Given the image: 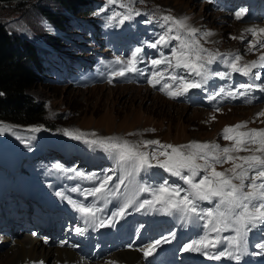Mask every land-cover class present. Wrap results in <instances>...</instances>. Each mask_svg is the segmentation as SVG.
I'll use <instances>...</instances> for the list:
<instances>
[{
	"label": "rangeland",
	"instance_id": "rangeland-1",
	"mask_svg": "<svg viewBox=\"0 0 264 264\" xmlns=\"http://www.w3.org/2000/svg\"><path fill=\"white\" fill-rule=\"evenodd\" d=\"M88 3V0H76L74 3L72 1L71 6L70 3L61 5L52 0H16L11 3H2L0 6V21L6 30L13 35L29 39L46 56L42 73L44 80L38 81L29 92L37 100L45 103V121L47 122L17 124L0 119V124L24 130L40 127L41 130L34 133L42 140L58 136L59 140L70 144L66 150L47 147L43 144L41 153L37 155L30 153L29 157L22 154L23 148L17 149L16 157L26 163H37L43 159L51 160L47 166L38 165V171L40 170L38 175L41 179L48 172L49 175H53L66 168H69V173L75 172L78 175L84 173V177H87V172H80V167L75 168V166L80 165L79 163L83 161L82 155L96 157L99 153H101V157L96 163L88 164L87 160L84 161L89 165L85 166L87 169H94L98 172L95 173L92 187L106 175L113 177L111 183H118L119 179L124 177V170L105 152L90 147L82 140L66 136L65 129L83 133L95 132L101 137L119 136L133 142L159 140L163 144L179 146L195 141L220 144L221 147H226L231 142L222 138L225 127L247 122V129L264 128V116H258V113L264 111V99L254 105L233 101L221 93L214 99L220 105L216 108H207L194 105L195 102L192 103L187 97L182 102L165 97L169 95L163 86L158 91L148 86L146 81L152 79V72L163 74L162 85L171 81L169 75L172 72L184 75L191 80L190 74L184 69L167 68L169 70L165 71V65L155 67L151 64L152 59H160L161 56L171 58L172 49L177 46L175 43L178 41H172L171 45L167 47H158L150 60L147 58L142 61L139 68L145 73L141 79L133 80L131 78V74L136 72H128L124 76L112 75L114 70L121 67L113 63L117 58L129 59L130 51L133 48L142 47L145 44V39L149 37L154 42L157 35L163 31L157 19L152 17V13L159 15L171 12L178 18L189 17L188 23L192 27L200 29L201 32L213 33L208 37H198L205 48L213 53H216L215 50L220 51L221 54L238 53L243 57L242 64L250 63L254 60L251 57L262 52L261 50L249 51V41L255 38L245 30L249 29L251 25L260 26L263 23L237 20L234 16L231 17L229 14L217 10L211 0H117L113 7L109 6L108 0H95L93 4ZM121 3L125 5L124 8L120 7ZM128 6H131L140 15H133V18L127 21H136L137 24H141L137 29H131L134 26L132 25L128 35L119 36L110 30L109 26L118 27L122 24L110 20L109 17L114 11L127 13ZM87 10L89 13H82ZM47 12H53L54 15L57 12L61 13L66 22H62L64 25L61 27L58 26L47 17ZM149 19L152 22L146 23L145 21ZM234 36L237 39H232ZM242 36L243 40L240 39ZM50 37H55L54 40L58 42L59 46L53 44ZM45 67L48 68L45 69ZM209 67L213 73L221 72L220 68H214L212 64ZM263 69L261 68V70ZM228 71L231 72L224 63L223 72L228 73ZM239 77L243 78V75L239 74ZM218 78L220 77L212 75L207 81L212 84L210 89H212L213 95L220 89L216 88L217 82L214 83ZM138 80L140 81L137 82ZM218 83L231 86L222 79H219ZM131 96L136 97L137 100L130 101L129 97ZM213 116L215 119H212ZM130 133L137 135H129ZM6 135L11 137L9 131L0 133V143L3 142L2 139H5ZM11 138L15 141L19 139ZM20 145L23 146V143ZM80 146H84V148L79 150ZM248 154L250 153H239V155ZM56 161L61 165L59 169L56 167ZM72 165L74 167L71 168ZM4 167L5 163L0 156V169H4ZM229 167H231L230 164L218 165L217 170L223 171ZM139 175H142L145 180L153 182V184L148 182L149 185H156L162 182L165 176H168V179L174 180L175 184L186 187L183 183L182 185L178 184L174 176L158 167L150 169L147 173L140 172ZM83 179L87 180V178ZM131 185L132 188L136 186L134 182L126 180L125 184L121 186L123 197H128L129 192L133 191L130 188ZM74 187L81 186L74 184L72 188ZM18 205L19 203L13 202L14 208L10 209V215L17 211ZM137 212H143V217H149L153 213L148 209H141ZM20 239V241L26 240L24 237ZM15 246L17 247L18 244ZM15 246L13 247L16 248ZM44 246L47 250L61 248L59 246ZM13 247H1L0 254L3 257H10ZM122 252L139 254L136 251ZM51 257L52 261L49 264H57L58 262L54 263L53 260L58 261V256L53 254ZM41 261L43 262V260ZM43 264L45 263L43 262ZM144 264L147 263L144 262Z\"/></svg>",
	"mask_w": 264,
	"mask_h": 264
},
{
	"label": "snow or ice",
	"instance_id": "snow-or-ice-1",
	"mask_svg": "<svg viewBox=\"0 0 264 264\" xmlns=\"http://www.w3.org/2000/svg\"><path fill=\"white\" fill-rule=\"evenodd\" d=\"M108 3L115 4L117 0H108ZM120 7L124 8L125 5L121 3ZM247 11V8L241 7L234 13L235 19L241 20ZM133 15H140V13L128 6L127 13L114 11L109 19L123 24L131 20ZM151 15L157 19L163 31L157 35L154 42L146 43L145 46L156 49L167 47L172 41H178L177 46L172 49L171 58L161 56L160 59H152L151 64L155 67L165 65L166 69H184L188 74L200 77L199 81L189 80L184 75L172 72L169 79L175 83V90L173 91L172 86L167 82L163 85V89L168 90V95L181 96L190 89L203 88L212 75L222 79L230 78V73H213L209 67L219 57L224 58L223 62L232 73L261 79L259 73H253V69L264 68V53L258 60L242 64L243 57L238 53L218 54L205 48L198 37H208L213 33L201 32L200 29L192 27L188 23L189 17L178 18L171 12ZM145 22L151 23L152 20ZM245 31L255 38L249 41V51L264 49V28H249ZM232 39L237 37L234 36ZM240 39L243 40L244 37ZM143 53L144 47H135L130 51L129 59L117 58L113 63L121 67L114 70L112 75L124 76L128 72L140 71L136 65L143 61ZM151 76L149 83H152L153 87L164 79L161 72H152ZM257 87L260 91H264V86L242 83L234 90L231 87L227 90L220 88L210 98L215 99L216 95L221 93L232 98H235L237 94L247 96ZM246 102L250 103L251 100ZM258 116H264V111L258 113ZM212 119L215 117L213 116ZM243 129H247V122L224 128L222 138L231 142L226 147L195 141L179 146L163 144L159 140L133 142L119 136L101 137L95 132L83 133L65 129L66 136L82 140L90 147L102 150L124 170V177L115 185L110 183L113 177L106 175L93 187L72 188V191L81 192L85 198H94L92 203L77 202L69 198V203L80 214L84 225V227L76 226L74 231L84 235L90 227H114L115 218L122 217L126 210L135 204L137 211L148 209L165 215H178L184 224L206 221L203 225V228L207 230L205 235L184 244L183 251L199 252L212 260L228 258L237 262L241 261L248 250V234L264 226V128H251L246 131ZM40 130V127L30 129L31 132ZM6 131H13L12 126L0 124V133ZM13 134H15L14 131ZM242 152L250 154L239 155ZM224 164H230L231 167L223 171L217 170L218 165ZM56 167L59 169L61 165L57 164ZM154 167L179 178L186 187L169 183L167 179L156 185L138 183L135 193L127 198L117 211L111 213L110 219L98 215L102 212V209L97 207L98 201L103 200L107 203L110 196L119 194L120 187L126 180L134 182L140 172L147 173ZM79 176L90 180L95 179L93 176L84 177V173H79ZM142 193H147L151 198L136 203L137 196ZM57 195L64 198L62 193ZM201 202L214 204V207L203 208ZM229 230L235 235L221 237V233ZM212 233H215L214 237L211 236ZM172 236L174 237L175 234L173 233ZM225 241L228 245L225 250L210 251ZM165 242H168L167 239ZM159 243L160 240H156L142 249L145 257L152 255ZM255 247L261 250L257 254H264V238L257 242ZM36 264H43V262L39 261Z\"/></svg>",
	"mask_w": 264,
	"mask_h": 264
},
{
	"label": "trees",
	"instance_id": "trees-1",
	"mask_svg": "<svg viewBox=\"0 0 264 264\" xmlns=\"http://www.w3.org/2000/svg\"><path fill=\"white\" fill-rule=\"evenodd\" d=\"M14 1L16 0H0V6L2 3ZM52 1L61 5L70 3L72 6V1L74 3L76 0ZM88 1L91 4L95 2V0ZM82 13H89V10ZM46 15L60 27L64 25L62 22H66L59 12L55 14L56 16L53 12H47ZM50 38L53 44H58L54 40L55 37ZM44 66L40 48L38 49V46L29 39L8 32L0 21V93H3L0 95V119L17 124L47 123L45 103L37 100L29 92L38 81L44 80L42 75ZM13 131H9L11 136L29 141L30 147L42 143L34 132L16 127ZM50 142L55 141L50 139L47 144Z\"/></svg>",
	"mask_w": 264,
	"mask_h": 264
},
{
	"label": "bare ground",
	"instance_id": "bare-ground-1",
	"mask_svg": "<svg viewBox=\"0 0 264 264\" xmlns=\"http://www.w3.org/2000/svg\"><path fill=\"white\" fill-rule=\"evenodd\" d=\"M234 28V24L232 25ZM250 28H264L263 25H251ZM235 29V28H234ZM262 52H260L257 56L251 57V59L258 60L259 56L264 53V49H260ZM216 53L221 54L220 51L215 50ZM224 61V58H223ZM217 67L221 69V72H223V65L224 62ZM216 62V61H215ZM214 62V63H215ZM213 63V64H214ZM228 68V67H227ZM229 69V68H228ZM260 68L253 69V73H257V71ZM231 71V69H230ZM229 72V71H228ZM242 79V78H241ZM262 79H254L256 83L261 84ZM145 88V87H144ZM147 95V94H146ZM145 95V96H146ZM130 101H136V97H129ZM130 103V102H129ZM132 103V102H131ZM219 110V109H218ZM264 230V226H261L260 228L256 230H252L253 233L251 238L249 239L250 244H254V234L257 232H262ZM16 247V246H15ZM60 247V246H59ZM14 248V247H13ZM252 248L248 246V250L250 251ZM13 250V253L10 257H3L0 254V264H36V262H39L43 260L45 264H49L50 261H52L53 254H56L58 256V261L53 260V262H58L57 264H84L79 261L78 256L74 253L73 250L68 248H50L47 250V248L42 245V243L37 242L35 239H26L23 241H18V246ZM125 250H121V252H118L116 254H112L103 260L94 262L93 264H144V252L142 250H132L136 251L140 254H137L135 252H122ZM9 254V253H8Z\"/></svg>",
	"mask_w": 264,
	"mask_h": 264
}]
</instances>
